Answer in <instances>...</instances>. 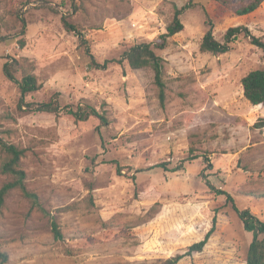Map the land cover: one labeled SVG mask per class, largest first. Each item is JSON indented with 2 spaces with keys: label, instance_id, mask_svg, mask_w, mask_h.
<instances>
[{
  "label": "rangeland",
  "instance_id": "obj_1",
  "mask_svg": "<svg viewBox=\"0 0 264 264\" xmlns=\"http://www.w3.org/2000/svg\"><path fill=\"white\" fill-rule=\"evenodd\" d=\"M189 3L185 29L157 51L165 60V106L152 67L93 64L87 46L99 64L121 59L127 47L156 41L175 9ZM206 11L218 39L245 25L264 40V4L242 17L214 0H0L7 36L0 40V188L13 179L1 171L4 141L25 150L26 185L38 196L35 202L18 187L6 198L0 246L8 264H153L184 253L177 264H247L253 233L208 181L264 221V198L257 197L264 194V130L253 127L259 106L241 86L246 73L264 68V49L242 32L226 53L201 51ZM16 13L27 20L25 47L15 34ZM62 16L77 31H68ZM20 57L42 84L25 103L4 72ZM43 102L59 112L38 110ZM85 104L106 110L109 123L69 113ZM161 163L166 167H155ZM214 217L204 249L188 253Z\"/></svg>",
  "mask_w": 264,
  "mask_h": 264
},
{
  "label": "trees",
  "instance_id": "obj_2",
  "mask_svg": "<svg viewBox=\"0 0 264 264\" xmlns=\"http://www.w3.org/2000/svg\"><path fill=\"white\" fill-rule=\"evenodd\" d=\"M192 1V0H190ZM219 4L225 12L232 14L233 16H246L257 11L263 4L264 0H214ZM192 8V3L184 5L182 8H176L171 21L166 27V32L161 34L160 37L154 42H140L132 46L127 47L122 53L121 59L107 60L103 64L96 62L94 55L90 52L87 46L86 51L92 58L93 64H96L99 68H108L109 64L116 62L122 64L127 61L132 69H141L145 67H152L155 72V84L158 87V95L160 102L163 106L166 104L167 91L166 82L164 80L165 60L163 56L157 53L158 50L166 49L169 46L170 40L178 33L185 29V24L181 19V15L186 9ZM15 14L14 25L15 34L21 38L18 43L21 47L26 45V27L27 20L24 16ZM205 25L207 30L203 35L200 49L203 52H210L215 55L223 54L231 49V45L236 41L237 36L244 32L246 36L251 38L254 45L264 49V40L252 34L250 28L245 25H237L229 27L223 35V40L218 39L215 36L214 29L216 27L213 17H211L206 11ZM63 24L68 31H77V27L69 21L66 16H62ZM80 39L86 43L83 35L78 32ZM6 35H3L0 31V40L6 39ZM27 57L12 58L8 60L4 65V72L9 80L16 83L20 92V102L25 103V98L28 93L39 90L42 84L39 82L38 77L30 71V64ZM16 72H21V78L16 76ZM241 86L244 98L255 106L262 105L259 116L254 123L255 128L262 130L264 128V68H256L250 70L241 79ZM29 105V104H28ZM40 111L49 113H58L59 109L52 102H43L39 104ZM74 116L77 121H85L94 116L100 120V126L107 125L109 123V117L106 115V110H100L90 104L78 106L75 110L69 112ZM100 129V128H99ZM1 145L7 152L8 157L1 166V171L4 174L12 176V180L4 183L0 188V213L5 208L6 198L11 190L20 188L23 193L37 201V194L30 191L26 185L27 174L21 166V159L25 155V150L19 146L2 141ZM206 162L209 163L208 169L212 167L210 160L206 157ZM155 167H166V163L157 164ZM184 167V163L175 167V170H180ZM208 185L211 189L217 191L218 194H223L227 198V202L232 203L234 210L241 218L246 231L253 233V239L249 246L247 255V264H264V221L261 220L256 214L252 212L250 208L240 209L235 201L234 196L226 190L217 189L211 182L208 181ZM264 198V194L257 196ZM217 218L214 217L211 229L206 233L204 239L194 243L190 246L189 252L202 251L205 245L208 243L212 234L216 229ZM53 234L56 239L62 237V231L58 224L53 222ZM190 234V235H189ZM186 233V236L192 241L194 238L192 233ZM189 241V242H190ZM188 242V243H189ZM187 253L178 254L166 259H161L153 264H177ZM10 261V254L0 246V264H8Z\"/></svg>",
  "mask_w": 264,
  "mask_h": 264
},
{
  "label": "crops",
  "instance_id": "obj_3",
  "mask_svg": "<svg viewBox=\"0 0 264 264\" xmlns=\"http://www.w3.org/2000/svg\"><path fill=\"white\" fill-rule=\"evenodd\" d=\"M261 8H262V6L257 11H259ZM257 11L253 12L250 15H246V16H242V17H249V16L254 17V15L257 13ZM260 107H262V105H260ZM260 107H259V112H260ZM262 130H264V128Z\"/></svg>",
  "mask_w": 264,
  "mask_h": 264
}]
</instances>
